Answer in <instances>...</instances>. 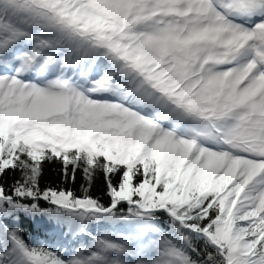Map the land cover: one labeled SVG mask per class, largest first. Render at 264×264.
Masks as SVG:
<instances>
[{"label":"snow or ice","instance_id":"obj_1","mask_svg":"<svg viewBox=\"0 0 264 264\" xmlns=\"http://www.w3.org/2000/svg\"><path fill=\"white\" fill-rule=\"evenodd\" d=\"M0 264H264V0H0Z\"/></svg>","mask_w":264,"mask_h":264},{"label":"trees","instance_id":"obj_2","mask_svg":"<svg viewBox=\"0 0 264 264\" xmlns=\"http://www.w3.org/2000/svg\"><path fill=\"white\" fill-rule=\"evenodd\" d=\"M101 187H102V185H101Z\"/></svg>","mask_w":264,"mask_h":264}]
</instances>
